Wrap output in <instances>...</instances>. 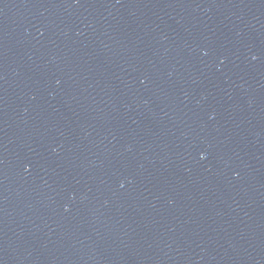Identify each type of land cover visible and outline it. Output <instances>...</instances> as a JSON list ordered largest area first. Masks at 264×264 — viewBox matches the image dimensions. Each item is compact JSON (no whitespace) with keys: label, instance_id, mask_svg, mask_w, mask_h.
<instances>
[{"label":"water","instance_id":"obj_1","mask_svg":"<svg viewBox=\"0 0 264 264\" xmlns=\"http://www.w3.org/2000/svg\"><path fill=\"white\" fill-rule=\"evenodd\" d=\"M0 264H264V0H0Z\"/></svg>","mask_w":264,"mask_h":264}]
</instances>
